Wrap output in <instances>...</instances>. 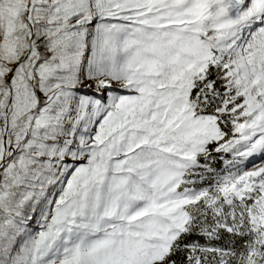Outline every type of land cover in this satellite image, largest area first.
Listing matches in <instances>:
<instances>
[{
    "label": "snow or ice",
    "instance_id": "obj_1",
    "mask_svg": "<svg viewBox=\"0 0 264 264\" xmlns=\"http://www.w3.org/2000/svg\"><path fill=\"white\" fill-rule=\"evenodd\" d=\"M0 264H264V0H0Z\"/></svg>",
    "mask_w": 264,
    "mask_h": 264
}]
</instances>
